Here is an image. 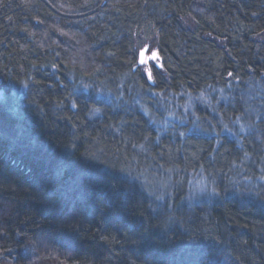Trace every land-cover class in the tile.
Wrapping results in <instances>:
<instances>
[{
    "label": "trees",
    "instance_id": "16d2710c",
    "mask_svg": "<svg viewBox=\"0 0 264 264\" xmlns=\"http://www.w3.org/2000/svg\"><path fill=\"white\" fill-rule=\"evenodd\" d=\"M262 180L264 0H0V264H264Z\"/></svg>",
    "mask_w": 264,
    "mask_h": 264
},
{
    "label": "rangeland",
    "instance_id": "374dc122",
    "mask_svg": "<svg viewBox=\"0 0 264 264\" xmlns=\"http://www.w3.org/2000/svg\"><path fill=\"white\" fill-rule=\"evenodd\" d=\"M184 22H187L189 19H183ZM262 38V37H257ZM136 52H137V63L135 68L139 69L140 72L153 83V69L156 68L160 72L164 73V68L162 65V59L158 52L157 47V37L156 35L146 36L145 33H139L136 37ZM11 132H16V128L10 129ZM10 132V131H9ZM200 177L194 176L189 181V185L194 188H199L202 185V179ZM264 182V180H262ZM261 180H259V183ZM187 249L184 252V258L182 259L184 264H198V259L194 255V251ZM179 259V258H178ZM33 264L35 263V259L32 257Z\"/></svg>",
    "mask_w": 264,
    "mask_h": 264
}]
</instances>
